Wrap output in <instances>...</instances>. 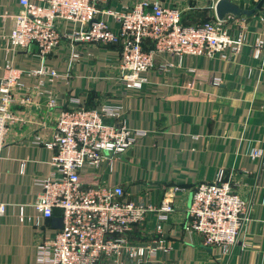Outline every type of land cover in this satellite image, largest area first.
I'll return each mask as SVG.
<instances>
[{"label":"crops","instance_id":"0c3cea01","mask_svg":"<svg viewBox=\"0 0 264 264\" xmlns=\"http://www.w3.org/2000/svg\"><path fill=\"white\" fill-rule=\"evenodd\" d=\"M126 1L110 5L121 8ZM160 1L183 8L187 24L218 17L219 0ZM231 1L254 9L240 16L247 25L240 53L227 59L187 55L181 64L173 55L159 57L144 89L127 91L118 78L117 45L93 48L95 57L84 56L69 79L50 84L46 73L35 71L44 64L67 71L68 51L48 60L36 46L31 52H13L4 37L11 31L9 16L22 7L19 0H0V83L7 64L29 70L21 78L25 86L49 89L65 106H117L136 131L134 145L112 168L105 161L85 167L82 176L87 183L120 184L136 203H173L174 211L163 223L170 249L158 253L156 264H264V48L258 56L254 53L255 41L264 40V0ZM12 108L20 120L10 124L0 153V202L8 204L0 215V264H48L40 245L60 228L54 219L61 218V211L46 220L33 204L42 189L38 179L52 170L53 151L42 141L52 138L55 111L50 112L39 92ZM220 172L252 203L241 237L228 254L205 246L198 233L185 229L193 186L215 180ZM158 223L150 213L130 239L142 244L151 240Z\"/></svg>","mask_w":264,"mask_h":264},{"label":"built area","instance_id":"2783aa9c","mask_svg":"<svg viewBox=\"0 0 264 264\" xmlns=\"http://www.w3.org/2000/svg\"><path fill=\"white\" fill-rule=\"evenodd\" d=\"M19 1L21 10L8 15L11 31L4 37L8 48L31 52L36 46L46 60L63 49L68 51L67 71L45 64L35 71L46 73L50 84L69 79L75 65L86 55L95 57L92 49L101 46L117 45L119 80L127 91H141L159 57L173 55L179 64L187 55L227 59L247 43L245 18L226 16L187 24L183 8L164 6L160 0H127L121 8L110 5L114 0ZM263 48L264 40L257 39L255 55ZM28 74L29 70L5 66L0 83V153L10 124L20 120L12 107L18 101L29 102L35 92L42 94L50 112L55 111L52 138L42 141L53 151L52 170L38 179L42 189L33 206L46 220L54 218L55 209L62 211L61 227L41 242L42 260L48 264H156L158 253L170 249L163 223L174 211L173 203H136L124 186L87 183L82 176L85 167H99L105 161L112 168L134 145L136 131L126 125L117 106L96 108L79 102L65 106L49 89L25 86L21 78ZM191 194L185 229L198 233L205 246L230 253L248 220L251 197L234 189L224 172L213 181L195 184ZM7 208V203L0 202V215ZM150 213L159 222L154 236L143 244L132 241L130 234Z\"/></svg>","mask_w":264,"mask_h":264},{"label":"water","instance_id":"95a60500","mask_svg":"<svg viewBox=\"0 0 264 264\" xmlns=\"http://www.w3.org/2000/svg\"><path fill=\"white\" fill-rule=\"evenodd\" d=\"M216 12L218 18L223 20L226 16L240 17L241 15H251L254 9L240 7L231 0H219L216 5ZM54 221H56L57 225H62V218L54 219Z\"/></svg>","mask_w":264,"mask_h":264},{"label":"trees","instance_id":"16d2710c","mask_svg":"<svg viewBox=\"0 0 264 264\" xmlns=\"http://www.w3.org/2000/svg\"><path fill=\"white\" fill-rule=\"evenodd\" d=\"M88 107H91V106H88ZM57 209H59V208H57ZM57 209H55V212H56ZM59 210L61 211V209H59ZM55 212H54V213H55ZM61 214H62V211H61V213H60V216H61Z\"/></svg>","mask_w":264,"mask_h":264}]
</instances>
